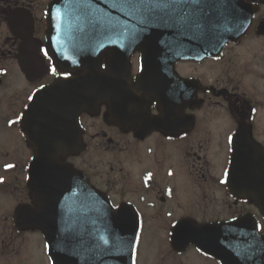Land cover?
Wrapping results in <instances>:
<instances>
[{
    "label": "flooded vegetation",
    "instance_id": "obj_1",
    "mask_svg": "<svg viewBox=\"0 0 264 264\" xmlns=\"http://www.w3.org/2000/svg\"><path fill=\"white\" fill-rule=\"evenodd\" d=\"M51 1L0 0V264H20L13 254L21 255L26 237H43L15 219L18 207L39 205L29 183L35 140L55 146L57 160L66 157L117 212H134L141 229L168 228L172 260L183 263L189 256L192 264H218L196 246L177 252L172 229L183 222L219 225L257 211L251 199L235 196L228 174L235 147L264 148V92L250 79L264 83V42L247 44L264 41L258 32L264 0H245L251 27L219 55L193 61L152 53L145 71L143 53L136 51L127 73L130 92L116 108L104 99L97 115L83 111L77 118L69 110L52 133L30 134L22 119L35 92L74 77L61 73L46 52ZM101 63L107 71V52ZM77 144L84 150L67 155L66 148Z\"/></svg>",
    "mask_w": 264,
    "mask_h": 264
},
{
    "label": "water",
    "instance_id": "obj_2",
    "mask_svg": "<svg viewBox=\"0 0 264 264\" xmlns=\"http://www.w3.org/2000/svg\"><path fill=\"white\" fill-rule=\"evenodd\" d=\"M235 1L239 9L229 14L230 9L216 0H55L49 8V51L61 70L83 73L75 82V95L59 91L58 83L33 99L30 129L52 133L63 124L60 119L69 116L74 101L78 113L84 86L92 102L102 98L104 50L111 54L112 77L128 68L129 54L137 47L146 50L145 59L149 47H157L155 53L164 52L158 47H171L169 54L195 60L215 55L248 29L250 16L242 0ZM34 149L30 185L41 206L33 211L18 208L19 225L43 231L53 264H133L136 218L112 213L79 174L54 161L53 146L39 144ZM231 175L235 194L254 198L264 213V151L237 153ZM173 237L177 250L194 243L221 264H264V235L258 234L253 217L217 226H178Z\"/></svg>",
    "mask_w": 264,
    "mask_h": 264
},
{
    "label": "rangeland",
    "instance_id": "obj_3",
    "mask_svg": "<svg viewBox=\"0 0 264 264\" xmlns=\"http://www.w3.org/2000/svg\"><path fill=\"white\" fill-rule=\"evenodd\" d=\"M257 41H249L247 44H259L262 43ZM252 84L257 87H261L264 92V83L260 84V82L254 84L256 78L254 76L250 77ZM254 88V89H255ZM3 198L0 197V200ZM9 203V200H6ZM11 206H14V199H10ZM258 216V212L251 211ZM169 232L168 228H155V227H144L142 229L141 237L139 238L138 245L139 251L136 255V263L137 264H190V257L184 256L186 258L183 263L174 261L170 258L168 252V243H167V234ZM37 241L34 239L35 237L28 236L24 240L21 248V255L13 254V263L21 262L20 264H32L33 258L35 259L36 264H50L48 261V257L46 254H43L44 249V238L42 236H36ZM36 257V258H35ZM192 264V263H191ZM200 264H205L200 262Z\"/></svg>",
    "mask_w": 264,
    "mask_h": 264
},
{
    "label": "snow or ice",
    "instance_id": "obj_4",
    "mask_svg": "<svg viewBox=\"0 0 264 264\" xmlns=\"http://www.w3.org/2000/svg\"><path fill=\"white\" fill-rule=\"evenodd\" d=\"M181 3L186 2V0H180ZM192 3H199L200 0H191ZM55 71V69H53V72Z\"/></svg>",
    "mask_w": 264,
    "mask_h": 264
}]
</instances>
